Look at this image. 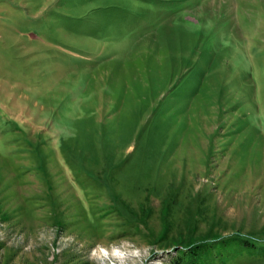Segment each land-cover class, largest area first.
Returning <instances> with one entry per match:
<instances>
[{"label": "rangeland", "instance_id": "1", "mask_svg": "<svg viewBox=\"0 0 264 264\" xmlns=\"http://www.w3.org/2000/svg\"><path fill=\"white\" fill-rule=\"evenodd\" d=\"M264 264V0H0V264Z\"/></svg>", "mask_w": 264, "mask_h": 264}, {"label": "trees", "instance_id": "2", "mask_svg": "<svg viewBox=\"0 0 264 264\" xmlns=\"http://www.w3.org/2000/svg\"><path fill=\"white\" fill-rule=\"evenodd\" d=\"M244 242H246L244 239L239 238L228 240L219 238L208 241L190 237L189 240L181 241L175 246L178 250L177 262L178 264H203L212 250L223 254L224 250L232 245L246 246L247 243Z\"/></svg>", "mask_w": 264, "mask_h": 264}]
</instances>
